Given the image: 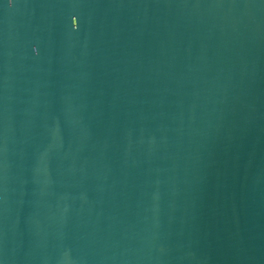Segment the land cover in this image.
Returning a JSON list of instances; mask_svg holds the SVG:
<instances>
[{
    "label": "water",
    "instance_id": "1",
    "mask_svg": "<svg viewBox=\"0 0 264 264\" xmlns=\"http://www.w3.org/2000/svg\"><path fill=\"white\" fill-rule=\"evenodd\" d=\"M0 264H264V0H0Z\"/></svg>",
    "mask_w": 264,
    "mask_h": 264
}]
</instances>
